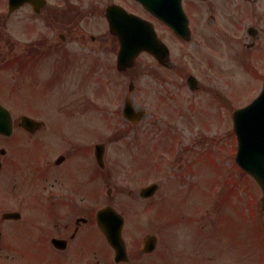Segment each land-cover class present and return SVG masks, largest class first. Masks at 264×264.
Segmentation results:
<instances>
[{
    "label": "flooded vegetation",
    "instance_id": "af4514ba",
    "mask_svg": "<svg viewBox=\"0 0 264 264\" xmlns=\"http://www.w3.org/2000/svg\"><path fill=\"white\" fill-rule=\"evenodd\" d=\"M8 1L7 13L0 15V104L10 117L2 119L0 134V264H180L174 230H163L159 255L158 244L148 254L145 237L134 238L131 153L121 180L113 148L120 131L112 127L110 137H103L102 107L87 103L94 95L76 89L64 94L62 86L102 82L110 70L119 74L120 44L107 16L111 7L153 24L164 43L161 32L178 41L174 29L182 26L190 40L205 37L210 46L208 39L222 35L241 54L258 50L264 0H16L14 12ZM14 14L15 38L7 29ZM160 68L178 74L175 63ZM40 78L57 85L49 109L15 107L11 101L20 90L28 88L31 95ZM108 207L124 219L127 260L121 263L114 261L97 222ZM169 241L174 252L167 253ZM196 259V253L186 254L188 262Z\"/></svg>",
    "mask_w": 264,
    "mask_h": 264
},
{
    "label": "rangeland",
    "instance_id": "374dc122",
    "mask_svg": "<svg viewBox=\"0 0 264 264\" xmlns=\"http://www.w3.org/2000/svg\"><path fill=\"white\" fill-rule=\"evenodd\" d=\"M6 13V2L0 0V15ZM17 20L14 14L7 27L13 38L17 35ZM256 28L260 32L258 50L245 49L241 54L222 35L208 39L210 46L205 45V37H196L193 46L179 43L161 32L178 74L161 69L154 59L143 54L130 73L117 74L110 70L108 81L101 79L100 74L102 82L90 80L84 86H62L64 94L76 89L78 93L94 95L87 103L102 107L103 137H110L112 127L115 131H128L119 136L113 148L121 180L123 176L127 178L131 153V200L134 202L130 218L136 240L156 235L155 254L161 253L163 230L171 233V227L163 228L166 224L162 223L160 210L171 216L176 210L184 209L185 217L203 218L197 221L202 229L214 226L213 235L197 233L194 229L186 235V228L175 232L181 236L172 239L175 249L180 248L183 253L180 264H264L262 192L235 165L236 139L230 122L231 110L249 104L262 88L264 47L259 49V44L264 45V16ZM197 47L199 50L195 51ZM187 74L196 77L199 91L189 90ZM130 81L134 84L132 92L128 91ZM56 87L40 78L38 85L29 91L31 95L27 93L28 88L21 89L22 95L11 102L15 107L48 110ZM125 96L131 97L137 109L145 111V117L137 124L130 125L121 116ZM171 96L172 101L168 99ZM222 99H227L230 112L219 104ZM115 110L119 116L112 114ZM183 135L195 145L185 143L180 147L179 136ZM173 137L179 141L172 142ZM158 153L161 164L142 170L153 163L151 160H157ZM179 158L180 162L174 164ZM151 182L161 184L156 197L150 202L140 201L138 191ZM122 198L126 199L120 195ZM170 243L167 253L174 252ZM189 253H196L198 259L188 262L186 254ZM206 256L211 260L205 261Z\"/></svg>",
    "mask_w": 264,
    "mask_h": 264
},
{
    "label": "water",
    "instance_id": "95a60500",
    "mask_svg": "<svg viewBox=\"0 0 264 264\" xmlns=\"http://www.w3.org/2000/svg\"><path fill=\"white\" fill-rule=\"evenodd\" d=\"M15 1L11 0L12 7L15 6ZM137 24L138 27L134 28L132 32L130 30L120 35L121 51L118 59L120 71L129 68L142 50L149 51L161 62L166 55L164 46L158 41L154 33L151 32L150 35L149 32L145 31L147 30L146 26ZM126 115L131 116V118L135 116L129 104L126 107ZM137 116H141V113ZM233 122L234 132L238 140L236 162L261 187L263 191L261 203L264 212V84L262 92L251 104L233 114ZM155 189L156 186H151L144 190L143 195L153 193ZM107 212L108 210L99 214V222L108 240L115 247L118 246V236L114 234L115 229L112 222L116 221V218L114 214Z\"/></svg>",
    "mask_w": 264,
    "mask_h": 264
}]
</instances>
